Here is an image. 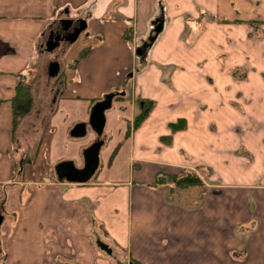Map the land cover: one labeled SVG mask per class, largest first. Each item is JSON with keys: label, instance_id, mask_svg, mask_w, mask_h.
Here are the masks:
<instances>
[{"label": "crops", "instance_id": "0c3cea01", "mask_svg": "<svg viewBox=\"0 0 264 264\" xmlns=\"http://www.w3.org/2000/svg\"><path fill=\"white\" fill-rule=\"evenodd\" d=\"M65 18L87 28L47 62L60 83L35 142L14 100ZM112 91L132 169L112 172L118 149L89 181L59 180L68 114L87 122ZM0 100V264H114L115 247L124 264H264V0H0ZM183 173L202 183L178 188Z\"/></svg>", "mask_w": 264, "mask_h": 264}, {"label": "rangeland", "instance_id": "374dc122", "mask_svg": "<svg viewBox=\"0 0 264 264\" xmlns=\"http://www.w3.org/2000/svg\"><path fill=\"white\" fill-rule=\"evenodd\" d=\"M159 26L161 25L157 24L156 29ZM154 36L156 37L157 34L155 33ZM64 49H65V45L61 44L60 47L55 49L53 52H45V59H43V62L33 71V75H34L33 81L31 82L32 83L31 86L30 87L28 86L30 93H31L30 96L32 99L33 109L26 116L27 121L24 122V125H23L24 129L22 128L23 131L21 132H23V135H28L31 138H35V142L37 141L39 137L43 138V134H41L40 125L38 126L39 130H36V131H34V127L32 126L33 122L36 121V113H37L36 110L38 108H44L45 110L46 109L48 110L51 108V105H54L52 103H54L53 101L55 100L57 89L60 83V80L57 79L58 77L48 79L47 62L49 60L51 61L54 59H61ZM119 101L120 99L115 98L113 100L112 108L106 112L107 123H106L105 131L103 134V137L105 138L106 143L101 150V163H100V167L97 172L98 173L105 172L107 167H109L110 165L108 164V160L106 159V157H109L112 152L116 150L118 151V149H120L118 152L119 153L118 157L116 158L113 164V168L115 169H112V172L115 171L117 173H120V175L125 176L128 174L129 170L132 169L130 161H129L130 160V146L125 145V147L119 148L118 146L120 145H118L119 144L118 142L122 138V134L125 130V127L127 128V124L129 123V120L126 117L127 115L123 112V109L119 107L118 105ZM71 111H73V113L68 114V116H69L70 123H71L70 126L72 128L76 122L82 121L86 116H84V114L80 112L76 114L74 112L75 111L74 108ZM44 119H45V115H44ZM94 135H95L94 130L90 126H88V133L86 136L75 138L69 134V137H68L69 142H67L66 144L60 147H59V144L58 145L56 144L55 146L53 145L52 148H55V149L52 153L51 163L54 167V170H55V165L65 160H72L76 162L75 164L81 165V161H79V159L82 156L83 150L92 144ZM173 183L176 185V182L173 181ZM192 186H195V185H192ZM177 187L180 189H184V188H188L191 186H187L184 188L179 187V186ZM101 253L104 256H107L105 252H101ZM124 254H125L124 252H121L118 248L115 247L114 255L110 258L114 264H118V263L124 264L125 261H127V258L126 256H124ZM134 263L138 264L136 260Z\"/></svg>", "mask_w": 264, "mask_h": 264}, {"label": "water", "instance_id": "95a60500", "mask_svg": "<svg viewBox=\"0 0 264 264\" xmlns=\"http://www.w3.org/2000/svg\"><path fill=\"white\" fill-rule=\"evenodd\" d=\"M62 21L68 22L73 25V30L69 36H56L55 38L50 34L51 42L48 43L47 50H54L60 45L61 41L66 39L70 43L75 42L83 31L87 28V21L85 19L74 20L72 18H65ZM155 29L156 34L162 29L163 25L160 24ZM65 37V38H64ZM155 37V36H154ZM154 37L152 38L154 40ZM60 70V63L58 61H52L49 65V75L51 77L56 76ZM124 91H112L104 95V97L94 103L90 110L89 120L77 122L70 130V135L75 138L84 137L88 133V126H90L97 134L99 139L94 141L91 145L86 147L83 151L84 165L79 168L72 160L61 161L55 166V172L59 180H66L69 182L84 183L93 178L100 167L101 163V149L105 144V139L100 138L103 136L105 126L107 122L106 112L112 108L113 100L118 95H123ZM1 223V217H0ZM99 246L111 253V248L107 244L98 241Z\"/></svg>", "mask_w": 264, "mask_h": 264}, {"label": "trees", "instance_id": "16d2710c", "mask_svg": "<svg viewBox=\"0 0 264 264\" xmlns=\"http://www.w3.org/2000/svg\"><path fill=\"white\" fill-rule=\"evenodd\" d=\"M30 95L31 93L28 86L26 85L19 86V94L14 100L15 125L19 123L21 117L29 113L32 104V99ZM142 103L144 104L143 110L139 115L135 117L132 127H136L137 125H139V123L142 121V119L146 116V114L149 112V110L152 107L151 100L142 101ZM0 104H1V100H0ZM129 131H127V136H129ZM171 180L176 182V186L183 188L192 185H199L202 183V180L196 174H192V173H183L180 176H173ZM156 183H162V181L158 179L156 180Z\"/></svg>", "mask_w": 264, "mask_h": 264}, {"label": "flooded vegetation", "instance_id": "af4514ba", "mask_svg": "<svg viewBox=\"0 0 264 264\" xmlns=\"http://www.w3.org/2000/svg\"><path fill=\"white\" fill-rule=\"evenodd\" d=\"M74 25V24H73ZM73 25H70L68 22H65V21H63L62 23H61V25H59V26H57V30H51V32H50V34H51V37L53 36L54 38L56 37V36H69V34L71 33V31L73 30ZM49 34V35H50ZM64 37V38H65ZM51 40H52V38L50 39V37H49V40L47 41V43H46V45L44 46V49H47L48 48V43H50L51 42ZM68 44V41L66 40V39H64L63 41H61V43L60 44ZM48 69H49V67H48ZM48 73H49V70H48ZM103 137V136H102ZM102 137H100V138H102ZM104 138V137H103ZM97 139H99V137L97 136V134L95 135V137H94V139H93V142L94 141H96ZM104 146V145H103ZM76 163V162H75ZM77 165V164H76ZM83 165H84V158H83V160H82V162H81V165H77L79 168H81V167H83Z\"/></svg>", "mask_w": 264, "mask_h": 264}]
</instances>
